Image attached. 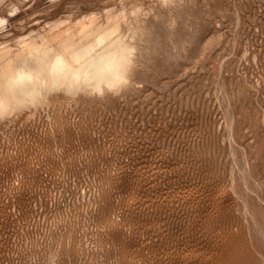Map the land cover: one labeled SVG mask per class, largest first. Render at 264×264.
Returning <instances> with one entry per match:
<instances>
[{
  "label": "rangeland",
  "instance_id": "rangeland-1",
  "mask_svg": "<svg viewBox=\"0 0 264 264\" xmlns=\"http://www.w3.org/2000/svg\"><path fill=\"white\" fill-rule=\"evenodd\" d=\"M0 264H264V0H0Z\"/></svg>",
  "mask_w": 264,
  "mask_h": 264
},
{
  "label": "bare ground",
  "instance_id": "bare-ground-1",
  "mask_svg": "<svg viewBox=\"0 0 264 264\" xmlns=\"http://www.w3.org/2000/svg\"><path fill=\"white\" fill-rule=\"evenodd\" d=\"M93 35H94V33H93ZM90 40V39H89ZM78 49V48H77ZM76 53V52H75ZM48 55V54H47ZM68 55V54H67ZM60 57V56H59ZM68 57V56H67ZM54 58V57H53ZM57 58V57H56ZM55 58V59H56ZM60 58H63V57H60ZM59 58V59H60ZM58 59V60H59ZM57 60V59H56ZM55 60V61H56ZM54 61V60H53ZM62 61V60H61ZM65 61V60H64ZM101 61V60H100ZM61 64H62V62H61ZM92 64V63H91ZM31 67V66H30ZM45 69V68H44ZM107 69V68H106ZM107 71V70H106ZM21 72V71H20ZM27 72V71H26ZM29 72V73H28ZM26 74H25V76H24V80L26 81V82H29L31 79H33V78H35V75L32 73V72H30V71H28ZM23 74V73H22ZM112 74V73H111ZM23 78V77H22ZM32 81V80H31ZM23 82V81H22Z\"/></svg>",
  "mask_w": 264,
  "mask_h": 264
}]
</instances>
